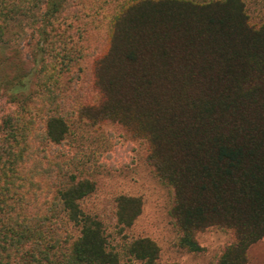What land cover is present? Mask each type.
Masks as SVG:
<instances>
[{"label":"trees","instance_id":"obj_1","mask_svg":"<svg viewBox=\"0 0 264 264\" xmlns=\"http://www.w3.org/2000/svg\"><path fill=\"white\" fill-rule=\"evenodd\" d=\"M41 1L0 0V44L8 22ZM67 3H55L42 33L40 71H56L53 87L46 86L52 90L28 103L44 108L43 143L65 140L68 114L118 125L145 143L147 165L170 192L176 246L199 253L198 234L218 229L230 240L215 264H247V249L264 239V19L253 22L245 0H118L99 25L104 33L88 87L77 88L71 67L82 58L79 42L83 30L85 41L96 30L83 29L82 20L77 30L62 18ZM51 33L62 42L54 64L47 61ZM9 97L23 105L37 93ZM49 103L56 108L47 110ZM32 117L21 108L0 125V264H159L155 242L113 245L103 223L82 210L92 181L58 175L57 183H36ZM115 200L120 231L130 228L141 198Z\"/></svg>","mask_w":264,"mask_h":264},{"label":"rangeland","instance_id":"obj_2","mask_svg":"<svg viewBox=\"0 0 264 264\" xmlns=\"http://www.w3.org/2000/svg\"><path fill=\"white\" fill-rule=\"evenodd\" d=\"M58 2L60 0H42L30 13L17 16L7 24L0 44V125L4 117L16 114L21 108L33 112V133L36 134L33 148L39 152L40 161V166L36 163L33 166L34 175L38 177L35 178L36 183L43 185L41 179L46 183H57L60 177L67 178L71 175L92 181L95 189L80 205L85 213L103 223L108 239L113 245L122 241L147 238L159 248V264H215L222 248L230 240L229 234L214 228L199 233L197 239L202 248L199 253H189L176 246V233L168 215L170 192L157 180L147 165L146 145L143 141L131 139L118 125H90L68 114L69 132L65 140L59 145L43 143L41 134L44 108L37 105V110L42 109L37 112L32 106H28V103L45 95L47 89L52 90L46 86L53 87L57 77L56 71L46 74L40 70L43 56L41 48L46 46L42 36L43 29ZM66 2L70 6L64 7L62 18L71 22L77 30H82L80 20L88 22L83 29L96 30L94 37L87 41L84 37L89 32L83 30L79 42L82 58L71 67L72 73L79 79L77 88L88 87L86 82L90 61L104 33V29L99 25L106 24V20L115 13L118 0ZM245 2L251 20L262 21L264 0ZM71 38V35L66 37L67 41ZM47 52V61L52 64L61 58L62 42L55 33H51ZM55 55H58L57 59ZM63 77V84L70 85L68 78L71 77V72L65 73ZM32 92L37 93V97L27 100L23 105L9 97L18 95L27 99ZM49 104L47 110L56 108L54 103ZM121 195L141 198L142 210L130 228L120 231L115 217V199ZM68 230L70 234L77 235L70 225ZM246 256L247 264H264V239L251 245Z\"/></svg>","mask_w":264,"mask_h":264}]
</instances>
